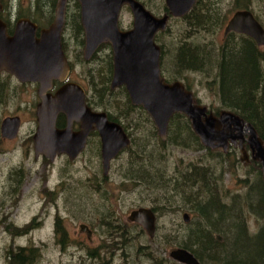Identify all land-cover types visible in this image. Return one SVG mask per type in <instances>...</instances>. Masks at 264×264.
Masks as SVG:
<instances>
[{"label": "rangeland", "instance_id": "obj_1", "mask_svg": "<svg viewBox=\"0 0 264 264\" xmlns=\"http://www.w3.org/2000/svg\"><path fill=\"white\" fill-rule=\"evenodd\" d=\"M75 1L66 0L67 24L76 13ZM139 1L146 3L147 10L154 16L161 15L160 0H155V4H150L148 0ZM16 2L21 5V13H29L27 8H30V0ZM204 2L196 4L197 10L214 11L212 14L219 17L216 25L209 27L212 32L206 30L208 27H202L203 23L199 26L192 24L191 19L170 20L166 32L157 36L156 43L163 49L162 77L171 80L173 71L167 69L168 54L175 46H190L193 43L211 51L213 56L214 51L218 53L220 47L230 40L222 37V31L235 11L250 12L264 30V0ZM14 19L12 16L11 21ZM131 21L128 9L122 8L118 17L119 29L128 30ZM62 34L65 53L74 65L69 78L84 92L88 90L93 97V90L87 88L88 77L92 76L99 85V73L104 71L103 62L107 55L110 56V50L109 53L99 52L96 55L98 61H84L82 54L81 59L77 57L79 50L73 44L70 27L65 26ZM255 47L259 54L264 55V45ZM215 72L212 66L206 69V74L185 72L177 80L183 86L189 83L191 92L201 98L199 104L210 108L213 115L221 110L220 102L215 87H212L214 91L211 92L205 82L215 80ZM0 89V122L5 118L17 117L21 123L14 139L5 140L0 136V264H6L7 251L17 247L39 249L40 256L36 264H177L168 259L167 253L172 248L187 245L186 235L196 224L201 223L197 206L190 203V195L193 194L191 192L204 190L203 186L198 182L194 189L189 190L190 185L185 186L186 183L182 182L179 188L183 187L178 194L169 195L164 190L149 191L131 179L134 175L130 171L135 170L141 161H146V164L151 162L157 169L156 176L167 181L171 179L173 183L176 179L192 176L196 171L201 172V178H204L203 175L213 177L214 190H217L220 202L229 205L232 198L235 199L233 202L234 208L238 210L239 224L248 237L256 235L264 227V216H257L247 206L248 186L256 182L258 169L251 165V161L246 166L242 165L237 150L230 152L222 164L198 148L199 140L189 126V133L192 134H188L189 138L186 137L187 133L168 137L166 130L165 139L161 141L149 117L148 121H144L142 115L132 112L123 117L135 144L113 160L103 180L99 154L92 140L72 163L65 157L51 163L40 157L34 159L30 138L36 125L34 113L38 101L35 88L20 85L13 77L4 75L0 78ZM121 106L118 104L119 109ZM141 149L145 150L144 155ZM246 151L249 160L250 153L247 148ZM137 208L153 210L155 232L152 238L139 231L137 225L128 222V214ZM183 211L188 213L187 224L181 219ZM55 220L69 236L63 249L53 230ZM79 225H91L92 234L88 240L79 232ZM111 226L114 228L111 229ZM25 228L26 232H23ZM214 235L221 237L216 233ZM201 264L213 263L203 259Z\"/></svg>", "mask_w": 264, "mask_h": 264}, {"label": "water", "instance_id": "obj_2", "mask_svg": "<svg viewBox=\"0 0 264 264\" xmlns=\"http://www.w3.org/2000/svg\"><path fill=\"white\" fill-rule=\"evenodd\" d=\"M195 0H165L171 17L186 14ZM79 24L83 31L82 56L87 61L102 44H108L112 64L109 88L123 87L133 107H140L152 122L159 140L163 141L169 118L178 114L188 122L201 146L210 151L225 153L229 146L237 147L242 165L250 160L260 166L264 185V145L254 129L234 113L220 110L217 115L195 103L191 93L181 83L166 84L159 75V47L154 36L164 30L166 16L156 18L135 0H76ZM66 0H56L53 17L35 37L36 26L28 19L15 21L12 33H6L0 20V72L13 76L20 83H37L38 104L35 108L36 129L32 135L34 155L52 161L64 154L71 161L81 152L87 134L95 131L100 139L103 173L108 162L128 142L121 128L107 120L105 113L90 110L84 103V91L73 82H66L52 94V82H63L69 67L60 46L64 25ZM125 7L131 15L128 30H120L118 17ZM0 3V11H1ZM235 32L248 36L260 47L264 32L248 11L235 12L224 27V34ZM63 115L66 127L54 128L57 115ZM72 123L78 131L71 132ZM17 117L5 118L0 127L1 137L12 140L19 130ZM128 220L143 227L152 238L154 216L148 209L131 211ZM182 221L187 222L186 215ZM219 240V239H218ZM168 259L177 264H199L186 250L170 249Z\"/></svg>", "mask_w": 264, "mask_h": 264}, {"label": "trees", "instance_id": "obj_3", "mask_svg": "<svg viewBox=\"0 0 264 264\" xmlns=\"http://www.w3.org/2000/svg\"><path fill=\"white\" fill-rule=\"evenodd\" d=\"M4 5L9 9V15L4 20L9 22L12 16L16 19L26 18L38 26L48 25L52 19L54 5L56 0H30V8L28 14H23L19 10V5L16 0H6ZM10 7V8H9ZM76 13L70 17L68 24L72 33L74 46L78 48L77 57L81 59L80 47L82 48L83 37L79 26L78 19V4L75 1ZM214 12V11H212ZM210 11H198L195 4L191 9L193 16L192 24L196 26L208 27L206 30L212 32L209 28L211 25H216V20L219 18L214 16ZM66 21V18H65ZM12 27L9 33L11 34ZM157 36H155L156 43ZM63 52V39L60 42ZM160 53H163L162 46H159ZM175 49L168 54V68L171 69V80L167 79L164 82L170 83L177 81L178 76L184 75V68H196L197 73L202 72L206 74V69L214 66V56L209 50H205L197 45L193 46H175ZM108 52V44H102L90 58L91 61L98 58L96 55L99 52ZM217 79L215 85V92L217 93L218 101L220 102V109L227 110L246 124H249L255 131L257 137L264 145V55L259 54L254 43L250 40V44L242 42L235 46L224 45L217 53ZM70 70L74 71V65H69ZM104 71L99 73V85L94 81L92 76L88 77V89H92L93 97L85 91L84 103L92 111H99L105 113L109 121L119 125L122 129L129 127L126 123L125 115L134 112L137 115H142V120L148 121L146 113L138 106L133 107L128 101L127 94L123 87L111 90L109 82L111 80L112 65L110 56H106L103 62ZM96 72V73H97ZM205 85L211 92L214 91V79L206 81ZM184 88L191 92V88L184 85ZM192 93V92H191ZM194 101L199 104L201 98H197L193 93ZM118 104H121L119 109ZM210 111V108H207ZM217 112V111H216ZM214 112V115H216ZM126 123V124H125ZM188 121L181 115H172L167 123L168 137L170 135H183L189 138L192 135L188 127ZM176 127V129H175ZM169 129V130H168ZM174 129V130H170ZM196 139V137H195ZM200 144V143H199ZM143 147V146H142ZM201 151L204 150L212 160L217 159L224 164L230 152H235L231 146L225 153L214 152L198 147ZM144 149V148H143ZM141 149L142 155L145 150ZM214 155V156H212ZM149 159V158H148ZM149 161V160H148ZM252 166L258 169L257 180L254 184L248 186L247 192V206L249 211L255 213L257 216H264V185L261 182L260 166L251 161ZM249 163V164H250ZM135 170H131L130 174L136 176L133 181L143 185L149 191L158 192L164 190L167 194L180 193L179 185H190L189 190L194 189L196 184L201 183L204 190L201 192H191L190 203L197 206L200 215L201 223L195 225L192 231L187 236V245L183 244L178 248L189 251L199 264L203 259L208 260L213 264H264V227L254 236L248 237L244 232L241 222L238 220V210L234 208L235 199L232 198L229 205L220 202L217 190H214V182L209 175H203L204 178L196 179V176L182 177V179L163 180L161 176H156L157 169L151 162L146 164V161L140 162L135 166ZM131 169V168H129ZM245 183V180H243ZM200 184V185H201ZM190 193V192H189ZM171 200V196L169 198ZM233 202V203H232ZM214 216V217H213ZM240 223V224H239ZM233 231V233H231ZM26 232V228L23 230ZM219 240H217L218 236ZM222 238V239H221ZM231 240V241H230ZM39 249L35 247H17L14 250L9 249L6 253V264H36L39 259Z\"/></svg>", "mask_w": 264, "mask_h": 264}, {"label": "flooded vegetation", "instance_id": "obj_4", "mask_svg": "<svg viewBox=\"0 0 264 264\" xmlns=\"http://www.w3.org/2000/svg\"><path fill=\"white\" fill-rule=\"evenodd\" d=\"M136 2H138L140 5H142L143 7H144V9L145 10H147V6H146V3H144V2H142V1H139V0H135ZM148 2L150 3V4H155V0H148ZM0 3H1V7H2V9H1V11H0V20L1 21H3L4 22V24H5V29H6V33L8 34V35H10V33H9V31H10V28L12 27V30H13V26H14V23H15V21H17L18 19H20V18H18V19H16L15 17V19L14 20H12L11 21V19L9 20V22L8 23H6L4 20H6V18L8 17V15H9V9H6L7 8V5H4V2H3V0H0ZM198 3H201V4H205V2H204V0H195L194 1V3H193V5L191 6V8L189 9V11L186 13V14H184L182 17H180V18H174V17H171L170 16V14H169V12H168V9H167V7H166V4H165V0H160V8H159V11L161 12V15L160 16H158V17H156V16H154L153 14H151V12L150 11H148L151 15H153L154 17H156V18H160V17H163L164 15L167 17L166 18V22H165V28H164V30L163 31H161V32H158L157 34H156V36H158L159 34H161V33H163V32H166V30H167V23H168V21H170V20H184V21H189V19H192L193 18V16L191 15V9H192V7L195 5V4H198ZM217 7V6H216ZM10 8V7H9ZM66 8V7H65ZM123 8H125V7H123ZM238 11H246V10H238ZM238 11H235V12H238ZM234 12V13H235ZM233 13V14H234ZM232 14V15H233ZM231 15V16H232ZM52 17H53V15H52ZM252 17L254 18V16L252 15ZM26 19V18H25ZM78 19H79V9H78ZM52 20V19H51ZM229 20V19H228ZM227 20V21H228ZM255 20V19H254ZM30 21V20H29ZM256 21V20H255ZM31 22V21H30ZM51 22V21H50ZM257 22V21H256ZM31 23H33V22H31ZM227 23V22H226ZM258 23V22H257ZM35 26H36V30H35V37H37L38 36V34H39V31L41 30V29H45L48 25H44V26H38L37 24H35V23H33ZM258 25L260 26V24L258 23ZM65 26H66V21H65V9H64V25H63V27H62V30H61V36H60V42H61V39H62V36H63V34H62V32H63V29L65 28ZM79 26H80V24H79ZM261 27V26H260ZM80 28H81V26H80ZM262 28V27H261ZM12 30H11V33H12ZM263 30V29H262ZM81 31H82V29H81ZM263 32H264V30H263ZM82 37H83V31H82ZM222 37L224 38V39H230L229 41H228V45H232V46H235L237 43H240V42H242V43H244V44H250V38L248 37V36H246V35H243V34H239V33H235V32H227L226 34H224V29H223V31H222ZM252 41V40H251ZM156 45H157V43H155ZM226 44V45H227ZM83 45V44H82ZM185 44H183V46H184ZM61 46V45H60ZM158 47H159V45H157ZM186 46V45H185ZM190 46H193V43L192 44H190ZM224 46V45H223ZM223 46H221L220 47V49L223 47ZM61 50H62V48H61ZM62 52H63V50H62ZM216 53V54H215ZM218 53H219V51H218ZM82 54V53H81ZM63 55H64V58H65V60H66V63H67V65H68V67H69V65L71 64L70 63V61H69V56H68V54L67 53H65V52H63ZM83 57V56H82ZM92 57V56H91ZM90 57V58H91ZM89 58V59H90ZM214 59H215V62H214V68H215V70H216V72H215V80H214V87H215V85H216V79H217V65H216V63H217V52L216 51H214ZM84 60V59H83ZM85 61V60H84ZM162 62H163V53H160V48H159V55H158V68H159V73H160V76H161V78H162V80L163 81H165L166 80V77H162L163 76V70H162ZM184 71L186 72V73H196L198 70H197V67L196 68H184ZM71 70H70V67H69V73H68V75H67V77H66V79L63 81V82H57V81H54V82H52V89H51V91H50V93L52 94L55 90H57V88H59L60 86H62L64 83H66V82H73V83H75L74 81H72V80H70V78H69V76H70V74H71ZM184 72V74H186ZM4 75H7V76H9V77H13V76H10V75H8L7 73H5V72H0V78L1 77H3ZM14 78V77H13ZM15 79V78H14ZM16 80V79H15ZM17 81V80H16ZM18 82V81H17ZM172 82H179V81H172ZM172 82H170V83H172ZM20 85H29V86H32V87H34L35 88V95H36V98H37V101L39 102V100H38V97H37V94H36V91H37V88H38V84L37 83H20V82H18ZM166 83V82H165ZM180 83V82H179ZM187 83V82H186ZM77 84V83H76ZM182 84V83H181ZM185 84V83H184ZM189 83L188 84H185V86H187L188 88H190L189 87ZM0 93H1V89H0ZM84 96H85V92H84ZM38 102H37V104H38ZM36 104V105H37ZM36 105H35V108H36ZM34 115H35V113H34ZM19 119V118H18ZM107 120H108V118H107ZM109 121V120H108ZM109 122H111V121H109ZM1 123H2V121L0 122V127H1ZM113 123V122H112ZM19 124H21L20 123V119H19ZM35 124H36V122H35ZM66 127V121H65V118H64V116L63 115H61V114H59V115H57V117H56V119H55V121H54V128L56 129V130H63L64 128ZM19 128H20V125H19ZM71 132L72 133H76L77 131H78V124H76V123H72V125H71ZM121 128V127H120ZM35 129H36V125H35ZM35 129H34V131H35ZM121 130H122V133L124 134V136H125V138H126V140H127V142H128V146L127 147H123V148H121L117 153H116V155L108 162V166H107V170H106V172L105 173H103V170H102V161H101V154H100V139H99V137H98V134L95 132V131H91V132H89L88 134H87V136L85 137V140H84V145H83V148H82V150H81V152H79L78 154H77V156L76 157H74V159L73 160H71V161H69L68 160V158H67V156H65L64 154H59V155H55L54 156V158H53V160L52 161H49L48 159H46L45 157H43L42 155H37V156H35L34 155V151H33V144H32V151H33V156H34V159H37V158H42V159H44V160H46L47 162H49V163H51V162H53L55 159H57V158H61V157H65L66 159H67V161L68 162H73L75 159H77L84 151H85V149L89 146V141L90 140H92L93 141V144H94V147H95V149H96V152H97V154H99L98 155V158H99V164H100V175H101V179H106V176H107V174H108V172H109V169H110V164L113 162V160H115V159H117L119 156H121L120 154L121 153H123L124 151H127L128 149H130L131 147H133L134 146V144H135V140H133V138H132V136L130 135V133L127 131V129L125 130V129H122L121 128ZM34 133V132H33ZM0 136H1V132H0ZM32 137V136H31ZM30 140H31V143H32V138H30ZM233 148V147H232ZM233 149H235V150H237V147H235V148H233ZM245 149H246V147H245ZM238 151V150H237ZM247 164H249V161L248 162H246L245 164H244V166H246ZM137 166V165H136ZM200 175L202 176V174H201V172L200 171H196L195 172V174H194V176H196V179H201L200 178ZM193 176V175H192ZM136 178V176H133L131 179H135ZM126 179V178H125ZM135 181V180H134ZM136 182V184H138L137 183V181H135ZM139 185V184H138ZM137 209H146V208H137ZM137 209H135V210H137ZM148 210H150L152 213H153V216H154V229H153V235H154V232H155V214H154V212H153V210L152 209H148ZM129 215V214H128ZM183 215H186V217H187V222H185L186 224L188 223V221H189V219H188V213H186V211H183L182 212V215H181V219H182V217H183ZM127 220H128V216H127ZM128 222L129 223H131V224H135V225H137L138 227H139V231H141V232H143V233H145V235H146V231L143 229V227L142 226H140L139 224H137V223H134V222H130L129 220H128ZM106 225L109 227V225H108V223H106ZM90 228H91V225H79L78 226V229H79V232L80 233H82L83 234V236H84V238H85V240H88L89 239V236L92 234V231L90 230ZM112 228H114V226H111V229ZM126 228H127V225H126ZM53 230H54V232H55V236H56V238L58 239V244L60 245V247L63 249L64 247H65V245H66V243H67V240H68V238H69V236L67 235V232H65L63 229H62V226H61V224L59 225L58 224V220H55V222H54V228H53ZM118 231V230H117ZM153 237V236H152ZM116 246H118V245H116Z\"/></svg>", "mask_w": 264, "mask_h": 264}, {"label": "bare ground", "instance_id": "obj_5", "mask_svg": "<svg viewBox=\"0 0 264 264\" xmlns=\"http://www.w3.org/2000/svg\"><path fill=\"white\" fill-rule=\"evenodd\" d=\"M219 239V237H217V240ZM181 249V248H180ZM184 250V249H183ZM187 251V250H186ZM187 252H189V251H187ZM190 253V252H189ZM191 254V253H190ZM192 255V254H191ZM193 256V255H192ZM194 257V256H193ZM195 258V257H194Z\"/></svg>", "mask_w": 264, "mask_h": 264}]
</instances>
